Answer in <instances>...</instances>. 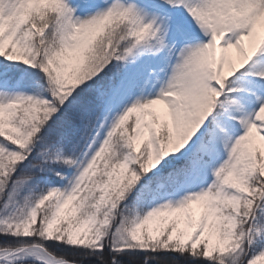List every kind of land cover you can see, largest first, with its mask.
Segmentation results:
<instances>
[{"label":"snow or ice","instance_id":"1","mask_svg":"<svg viewBox=\"0 0 264 264\" xmlns=\"http://www.w3.org/2000/svg\"><path fill=\"white\" fill-rule=\"evenodd\" d=\"M0 264H264V0H0Z\"/></svg>","mask_w":264,"mask_h":264}]
</instances>
